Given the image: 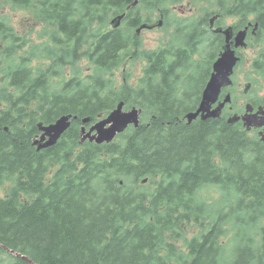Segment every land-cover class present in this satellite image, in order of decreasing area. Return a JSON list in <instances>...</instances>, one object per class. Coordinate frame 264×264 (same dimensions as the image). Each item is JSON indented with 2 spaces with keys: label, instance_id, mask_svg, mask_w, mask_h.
<instances>
[{
  "label": "trees",
  "instance_id": "1",
  "mask_svg": "<svg viewBox=\"0 0 264 264\" xmlns=\"http://www.w3.org/2000/svg\"><path fill=\"white\" fill-rule=\"evenodd\" d=\"M133 2L0 0L29 11L47 35L28 44L0 15V264H30L4 248L35 264H264V148L224 117L184 119L216 45L177 20L170 40L139 57L142 75L131 83L121 64L137 58L136 29L154 13L176 19L183 0ZM219 2L226 13L255 12L264 30V0H234L237 9ZM82 60L92 74L74 66ZM195 77L192 106L178 83ZM121 101L142 110L139 126L108 144L80 142L81 119L94 122ZM64 114L77 119L54 146L36 150L38 123ZM192 225L200 230L184 237Z\"/></svg>",
  "mask_w": 264,
  "mask_h": 264
},
{
  "label": "flooded vegetation",
  "instance_id": "2",
  "mask_svg": "<svg viewBox=\"0 0 264 264\" xmlns=\"http://www.w3.org/2000/svg\"><path fill=\"white\" fill-rule=\"evenodd\" d=\"M219 1L221 0H192V33H196V27H199V31L208 34L210 41L216 45L210 53L209 77L213 62L225 44L229 45L236 58L230 76L231 83L221 89L212 108L229 95L230 101L223 104L219 118L224 117L226 121L228 116L235 113L242 117L246 111L255 114L257 124L248 131L258 137L264 147V141L261 140L264 136V30L259 27V22L255 21V12L245 13L241 7L239 11L226 13L220 11L221 5H216L220 4ZM223 1L230 2L235 9L239 7L234 0ZM202 6L209 8V13L202 14ZM181 13L183 14V11ZM161 17L164 15L161 14ZM227 29H230L228 40L224 32ZM242 31L245 32L243 45H236V35ZM230 123H240L243 126L241 118Z\"/></svg>",
  "mask_w": 264,
  "mask_h": 264
},
{
  "label": "water",
  "instance_id": "3",
  "mask_svg": "<svg viewBox=\"0 0 264 264\" xmlns=\"http://www.w3.org/2000/svg\"><path fill=\"white\" fill-rule=\"evenodd\" d=\"M136 3L137 0L134 1V4ZM123 17L124 14H121L113 18L110 22L112 28L118 27ZM161 24L162 20H158L153 25L144 23L136 29V33H139L142 28L151 29L153 27H159ZM224 32L226 33L228 40L230 36V29H227ZM244 35V31L239 32L236 35V45H243ZM235 62L236 58L234 56V52L230 49L228 44H225L222 52L212 65L213 72L209 80L206 82L196 109L190 110L184 115V119L187 124H190L197 118L206 120L220 116V110L225 102L230 101V96L227 95L215 108H212V105L217 101L221 89L230 83L229 76L232 74ZM141 112L142 110L135 106L129 109H124V102L121 101L105 117L99 118L88 128L85 124L89 123L91 118H82L81 122L83 125L81 126L80 132L81 142L88 140L89 142H93L98 145L111 143L116 135L123 133L130 125L134 128L139 126V117ZM256 117L257 116L255 114H250L246 111L242 117L233 115L228 121L235 122L241 118L243 126L246 127V129H249L252 126H256ZM75 119H77V117L72 114H64L50 124H43L41 122L38 123L39 133L32 139V145L36 147V150H42L54 146L62 134L70 127L72 120ZM262 140H264V136ZM144 182H146V179L143 180V183ZM4 249L18 257L24 258L30 264H35L30 259L19 253H16L8 248Z\"/></svg>",
  "mask_w": 264,
  "mask_h": 264
},
{
  "label": "rangeland",
  "instance_id": "4",
  "mask_svg": "<svg viewBox=\"0 0 264 264\" xmlns=\"http://www.w3.org/2000/svg\"><path fill=\"white\" fill-rule=\"evenodd\" d=\"M183 11V14L181 13ZM176 12V19L172 18L169 19L167 17L164 18L165 20V26L164 27H153L151 29L149 28H142L140 32L137 34L138 37L140 38L141 44L140 48L137 51V58L135 60L127 59L124 60V62L121 65H125L127 69L132 73V78L133 80L131 83H137L139 80L140 76L142 75V70L144 67V62L141 58H139L145 51L147 50H153L158 48L160 45L166 43L168 40H170L171 34L174 35L176 34L174 24H176L177 20L182 21L184 25L187 20L192 19V2L188 0H184L182 5L178 7V10H175ZM147 14V13H146ZM145 14L146 17H148ZM0 15L7 17L9 20L10 24L15 30V33L17 34L20 39L27 41L28 44H40L42 43L46 38L47 35L46 33H42V23L39 22L37 19H35L32 14L29 11L21 10V9H15L12 10L9 8L8 5L4 4L0 6ZM121 15V14H118ZM117 15V16H118ZM124 18V17H123ZM152 21H156L159 19V15L157 13H154L151 17ZM122 21V20H121ZM121 26V22L118 25V27ZM175 28V29H174ZM46 41V40H45ZM48 44V43H47ZM3 40L0 39V47H3ZM52 43L49 42V46H51ZM126 53V52H125ZM45 55L43 54H38L37 57L34 59L35 62H40V59L44 57ZM190 62L192 63V55ZM184 65L187 66V63L184 61ZM74 66L79 67L82 71L81 74L84 76L87 74H92L94 68L90 65H87V62L85 60L80 61L79 63H76ZM124 67L120 66L117 69H115L113 77L115 80H123L121 73L123 71ZM74 73L73 68L66 67L65 73ZM189 72L192 74V67L189 68ZM116 76V77H115ZM200 77V76H199ZM117 78V79H116ZM183 82L180 81L178 83L179 87H184L187 88L188 91H190L193 94L192 97V102L190 103L192 106L195 105V92L197 89H199V85L197 84L199 82V79L197 77L189 79L187 82L186 78ZM198 105V102L196 104V107ZM195 107V108H196ZM194 110V109H193ZM200 120V121H205L201 120L200 118L195 119L193 121ZM245 130H248L245 128ZM250 135L255 136L251 132H249ZM256 137V136H255ZM258 140L259 138L256 137ZM262 140V139H261ZM259 142H261L259 140ZM143 183V181H142ZM146 183V182H144ZM211 197L214 199L217 198V194L211 191ZM211 199V198H208ZM197 225H192L188 226L187 230L185 232L184 237H189L191 234H194L195 232H198L200 229L197 228ZM182 241L177 242V245L180 249L182 248ZM186 252V249L184 250V253ZM187 254V253H186ZM186 254L183 255V257H186Z\"/></svg>",
  "mask_w": 264,
  "mask_h": 264
},
{
  "label": "bare ground",
  "instance_id": "5",
  "mask_svg": "<svg viewBox=\"0 0 264 264\" xmlns=\"http://www.w3.org/2000/svg\"><path fill=\"white\" fill-rule=\"evenodd\" d=\"M234 68V67H233ZM212 72H213V70H212ZM233 72V71H232ZM212 74V73H211Z\"/></svg>",
  "mask_w": 264,
  "mask_h": 264
}]
</instances>
